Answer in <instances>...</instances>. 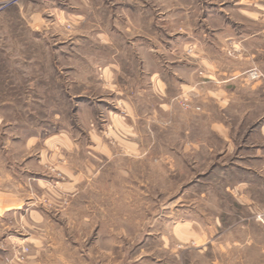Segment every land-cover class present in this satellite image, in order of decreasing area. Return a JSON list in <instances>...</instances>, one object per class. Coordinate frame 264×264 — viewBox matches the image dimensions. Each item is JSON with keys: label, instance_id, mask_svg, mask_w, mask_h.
<instances>
[{"label": "rangeland", "instance_id": "rangeland-1", "mask_svg": "<svg viewBox=\"0 0 264 264\" xmlns=\"http://www.w3.org/2000/svg\"><path fill=\"white\" fill-rule=\"evenodd\" d=\"M261 9L0 0V202L32 198L47 214L0 217V264H264V216L230 190V155L191 144L222 145L208 130L215 104L202 114L191 90L194 45L225 41V26H263Z\"/></svg>", "mask_w": 264, "mask_h": 264}, {"label": "crops", "instance_id": "crops-1", "mask_svg": "<svg viewBox=\"0 0 264 264\" xmlns=\"http://www.w3.org/2000/svg\"><path fill=\"white\" fill-rule=\"evenodd\" d=\"M258 12L264 17V9ZM224 30L223 42L194 45L198 51V64L194 67L198 74H193L191 86L202 114L210 115L207 105L215 104L219 117L210 121L208 130L222 145L217 147L210 139L195 140L191 144L194 152L203 150L219 156L230 155V164L223 170L224 178L227 180L229 176L232 179L230 190L239 193L241 204L247 208L253 204L252 207L262 211L264 216L263 199L245 196L254 190L264 193V25L256 28L225 26ZM134 31L140 33L138 29L134 28ZM142 34L144 36H137L140 42L149 41L147 36L152 38V33L147 30ZM253 68L258 69L260 75L250 79L245 72ZM186 86L181 85L183 94ZM232 119L237 122L235 129L245 133L241 143L231 135L234 130ZM31 199L7 193L0 202V217L20 213L34 224L46 222L47 214ZM25 239L34 240L30 235ZM38 253L40 251H36Z\"/></svg>", "mask_w": 264, "mask_h": 264}, {"label": "built area", "instance_id": "built-area-1", "mask_svg": "<svg viewBox=\"0 0 264 264\" xmlns=\"http://www.w3.org/2000/svg\"><path fill=\"white\" fill-rule=\"evenodd\" d=\"M250 75H251V77H257L258 76V74L255 72H252Z\"/></svg>", "mask_w": 264, "mask_h": 264}]
</instances>
